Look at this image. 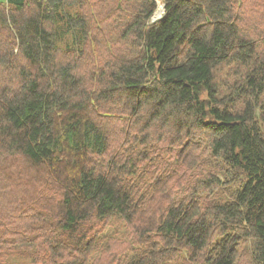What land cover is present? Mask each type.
<instances>
[{"label": "trees", "instance_id": "1", "mask_svg": "<svg viewBox=\"0 0 264 264\" xmlns=\"http://www.w3.org/2000/svg\"><path fill=\"white\" fill-rule=\"evenodd\" d=\"M162 2L0 1V264H264V0Z\"/></svg>", "mask_w": 264, "mask_h": 264}, {"label": "rangeland", "instance_id": "2", "mask_svg": "<svg viewBox=\"0 0 264 264\" xmlns=\"http://www.w3.org/2000/svg\"><path fill=\"white\" fill-rule=\"evenodd\" d=\"M0 1H4V0H0ZM154 1L157 4L156 10L154 13V14H156V12L159 10L160 6H164V4H163L162 0H154ZM87 66L88 65H81L80 64V76L82 77V80L86 79L90 76V73L88 72V70L93 71L95 69V67H92L91 65L89 67H87ZM34 186L36 187V185H34ZM31 194H35V193L31 192ZM103 244L108 248V250H114L115 239L113 237H110Z\"/></svg>", "mask_w": 264, "mask_h": 264}, {"label": "bare ground", "instance_id": "3", "mask_svg": "<svg viewBox=\"0 0 264 264\" xmlns=\"http://www.w3.org/2000/svg\"><path fill=\"white\" fill-rule=\"evenodd\" d=\"M161 14H162V8L160 6L159 10L156 12V14L153 17V20L155 21L158 20L161 17Z\"/></svg>", "mask_w": 264, "mask_h": 264}, {"label": "water", "instance_id": "4", "mask_svg": "<svg viewBox=\"0 0 264 264\" xmlns=\"http://www.w3.org/2000/svg\"><path fill=\"white\" fill-rule=\"evenodd\" d=\"M161 8H162V14H161V17H160L158 20H160V19L163 17L164 6H161ZM154 15H155V14H154ZM158 20H156V21H158ZM152 21H155V20L152 19Z\"/></svg>", "mask_w": 264, "mask_h": 264}]
</instances>
